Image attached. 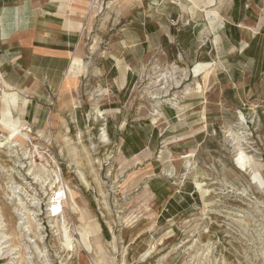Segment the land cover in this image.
<instances>
[{
	"label": "rangeland",
	"instance_id": "obj_1",
	"mask_svg": "<svg viewBox=\"0 0 264 264\" xmlns=\"http://www.w3.org/2000/svg\"><path fill=\"white\" fill-rule=\"evenodd\" d=\"M109 1L107 9L102 0L87 3L92 22L75 65L98 61L106 48L115 53L122 41L133 45L141 23L146 33L147 25L166 34L176 28V56L165 49L146 56L119 97L130 108L127 118L110 121L93 106L66 135L50 114L52 103L42 125L9 109L0 78V238L13 236L0 240V264H27L25 239L40 235L46 242L37 241L36 251L47 261L30 264H264V0H220L224 17L234 10L238 16L229 20L235 26L219 56L206 55L213 38L203 24L215 25L198 7L218 0ZM190 16L198 33L188 37ZM84 83L83 94L96 92ZM12 128L18 135L7 139ZM136 144L145 145L143 153L132 156ZM51 187L75 189L83 223L71 214L68 193L63 214L47 217ZM15 212L25 216L21 226ZM63 218L74 252L53 225ZM12 243L15 261L7 252Z\"/></svg>",
	"mask_w": 264,
	"mask_h": 264
},
{
	"label": "crops",
	"instance_id": "obj_2",
	"mask_svg": "<svg viewBox=\"0 0 264 264\" xmlns=\"http://www.w3.org/2000/svg\"><path fill=\"white\" fill-rule=\"evenodd\" d=\"M95 1L98 0H0V78L2 87L10 92L4 103L7 105V101L11 104L7 105L9 109L41 125L52 103L50 114L56 121L60 135H66L71 130L72 122H76L75 128H78L82 114L93 106L96 112L102 113L110 121L117 116L122 119L127 115V118L130 108L121 103L119 97L124 96L123 91L131 82H136L137 72L146 65V56L155 49H165L172 58L176 56L174 48L170 46V38L174 37L176 28H168L166 34L160 28L150 30L147 25L149 30L146 33L145 25L141 23L142 28L136 34L133 45L130 46L128 40L122 41L123 45L115 53L106 48L103 52L99 51L101 56L98 61L83 63L82 67L75 65L72 59L76 55L82 31L89 28L92 22L88 5ZM102 1L107 9L111 1ZM220 3L218 0L198 6L205 7V20L212 19L215 25L209 26L206 22L209 26L207 29V25L203 24L206 28L204 35L208 33L213 38L206 55L209 52L222 55L226 34L231 26H235L229 20L238 16L234 10L224 17ZM236 7H239V2ZM189 20L192 25L188 27V37L198 33L191 16ZM158 27L161 25L158 24ZM124 38L123 33L121 39ZM146 44L152 47L146 49L143 47ZM133 54L136 57L130 58ZM81 59L84 60L83 57ZM84 81H87L88 86L91 84L90 91L96 90L91 96L89 92L83 94ZM119 128L124 129L123 126ZM128 143L129 138L126 137L127 150ZM144 146L136 144L131 155H141Z\"/></svg>",
	"mask_w": 264,
	"mask_h": 264
},
{
	"label": "bare ground",
	"instance_id": "obj_3",
	"mask_svg": "<svg viewBox=\"0 0 264 264\" xmlns=\"http://www.w3.org/2000/svg\"><path fill=\"white\" fill-rule=\"evenodd\" d=\"M141 2V0H122V4H123V6H125V4H127V5H130V4H135V3H140ZM209 14V13H208ZM211 16V15H210ZM162 78H166V75L164 76H162ZM176 86V85H175ZM177 87V86H176ZM176 87H174L175 89H177ZM153 113V112H152ZM156 115V114H155ZM7 118V117H6ZM67 130V129H66ZM18 135V131L17 130H15L14 128H12V130L9 132V136L7 137V139H13V138H15L16 136ZM41 136V135H40ZM39 136V137H40ZM5 139V138H4ZM16 144V143H15ZM1 146H3L1 143H0V147ZM12 146V145H11ZM18 146V145H17ZM243 149V148H242ZM74 154V153H73ZM73 156H75V155H73ZM75 164H77V162L75 161ZM41 169V168H40ZM42 170V169H41ZM40 170V171H41ZM45 171V170H44ZM45 172H47V171H45ZM49 175H50V171H49V173H48ZM47 174V175H48ZM55 175V174H54ZM58 175V174H57ZM48 177V176H47ZM56 179V178H55ZM54 179V180H55ZM39 180L40 179H38V182H39ZM37 181V180H36ZM46 181V180H45ZM45 181H43V183H45ZM56 181V180H55ZM52 182V181H51ZM41 183H42V181H41ZM54 184H56V183H54ZM44 185V184H43ZM46 185V184H45ZM50 185V184H49ZM63 185V184H62ZM50 187V186H49ZM15 188V187H14ZM51 188H53V187H51ZM65 188V190H66V193H68V205H69V207H70V212H71V214H76L77 216H79V217H77V218H79V221L81 222V223H83L84 221H85V217H84V214H83V212L80 210V208L77 206V203H76V201H75V198L77 197V193H75V189L74 188H70V187H64ZM18 189V188H17ZM19 190V189H18ZM22 192V191H21ZM11 193V192H10ZM18 194H19V192H18ZM24 194V193H23ZM44 195V194H43ZM14 196V195H13ZM28 196V195H27ZM8 198V197H7ZM66 199H67V197H66ZM15 200V199H14ZM18 201H17V204L16 205H18L19 207L20 206H23V202H21L20 200H19V198L17 199ZM33 202H35V201H33ZM32 202V203H33ZM35 206V205H34ZM38 206V205H37ZM18 207V208H19ZM21 209H23V207H21ZM24 210H25V208H24ZM24 210H22V211H24ZM20 212V211H19ZM16 213L17 215H18V217H19V219L21 220L20 222H19V225L18 226H21L20 224H24L23 222H22V219L23 218H21V216L22 217H25V216H23V215H20V213ZM52 212L54 213L52 216H55V217H57V216H59L60 214L62 215L63 214V207H62V204L60 203V202H55L54 204H53V206H52ZM22 213V212H21ZM15 214V215H16ZM18 219V220H19ZM54 219V218H53ZM25 220V219H24ZM55 220V219H54ZM61 220V219H60ZM2 217H1V215H0V226L1 227H3V226H5V225H2ZM78 221V220H77ZM25 222V221H24ZM58 223V221H54V223H53V225H54V227L56 228V226L57 227H59L60 229H61V232H62V236H63V238H64V240H63V246L65 247V249L67 250V251H69V252H72L73 251V246H72V241H73V238L70 236V234H69V229L67 228V225H66V221L64 220V218H63V220L61 221V223L59 222V224H57ZM27 224V223H26ZM34 224V223H33ZM36 225V224H35ZM83 225V224H82ZM88 226V225H87ZM1 227H0V230H1ZM38 227V226H37ZM76 228V227H75ZM17 229H19V228H17ZM38 229V228H37ZM29 230V229H28ZM36 230V229H35ZM75 230V229H74ZM4 231V230H3ZM19 232V231H18ZM57 232V231H56ZM81 232V231H80ZM20 233V232H19ZM29 234V233H28ZM84 234V233H83ZM19 235V234H18ZM22 235V234H21ZM40 235V234H39ZM97 235V234H96ZM28 236V235H27ZM1 238H2V240H1ZM0 238V240H1V243L2 244H4V243H6L7 241H10L11 239H13V236H10V235H6V234H3L2 235V237ZM15 238V237H14ZM18 239H20V237H17ZM40 239V238H39ZM91 239H92V237H91ZM57 240H59V239H57ZM21 241V240H20ZM81 241V240H80ZM77 242H78V239H77ZM92 242V241H91ZM60 243V242H59ZM85 243V242H84ZM7 244V243H6ZM25 244V243H24ZM80 244V243H79ZM11 246H13V243L11 244V245H7V252H8V254L9 255H11V254H13L15 251H17V248H12ZM6 247V246H5ZM5 247H3V248H5ZM36 247V246H35ZM96 247H97V249L99 250V251H101L102 249H101V246L97 243V245H96ZM28 248V247H27ZM26 248V249H27ZM93 248V247H92ZM37 249V248H36ZM87 249V248H86ZM94 249H95V247H94ZM65 251V250H64ZM90 251H92V250H90ZM62 252V251H61ZM74 252V251H73ZM87 252V251H86ZM98 252V251H97ZM25 253V252H24ZM99 255V254H98ZM20 257V256H19ZM18 257V258H19ZM24 259V262H26L27 264L29 263L28 261H27V259H28V257L27 256H24L23 257ZM96 258V257H95ZM98 258V257H97ZM15 261V260H14ZM21 262V261H20ZM20 264V263H19ZM95 264H100V260H97V261H95Z\"/></svg>",
	"mask_w": 264,
	"mask_h": 264
},
{
	"label": "built area",
	"instance_id": "obj_4",
	"mask_svg": "<svg viewBox=\"0 0 264 264\" xmlns=\"http://www.w3.org/2000/svg\"><path fill=\"white\" fill-rule=\"evenodd\" d=\"M66 197H67V194H66V190H65L64 187L63 188H60V187L59 188H55V187H53L50 190V195H49L48 200H47L48 204H47V208H46V213H47V217L48 218L57 219V218H59L61 216V214L59 216H57V217L52 216L54 214L52 212V206H53V204L55 202H60L62 204V207H63V203L65 202ZM37 230L39 232H43L45 234L44 227L43 228L39 227ZM28 232L29 231L26 229V227H23L22 233L23 234H26V233L28 234ZM29 234H30V232H29ZM40 236H41L40 239H38V238L35 239V238H31V237L25 239V243H26L28 248L25 250V255L24 256L28 257V259H27V261L29 262L28 264L32 263V261H33V259L35 257H37L39 260H41L43 262L47 261V259H46L47 255L41 254L39 251H36V248H37L36 243H37V241L39 243H45L46 242L45 240L42 239V235H40ZM45 236L47 237V234H45ZM16 252H18V251H16ZM11 255H13L12 259H14V260H17V258L19 257V255H17L15 252L13 254H11ZM0 260H1V258H0Z\"/></svg>",
	"mask_w": 264,
	"mask_h": 264
}]
</instances>
